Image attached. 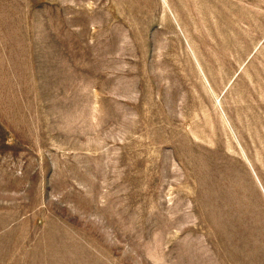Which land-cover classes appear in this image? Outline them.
Masks as SVG:
<instances>
[{
	"label": "rangeland",
	"instance_id": "rangeland-1",
	"mask_svg": "<svg viewBox=\"0 0 264 264\" xmlns=\"http://www.w3.org/2000/svg\"><path fill=\"white\" fill-rule=\"evenodd\" d=\"M0 264H264V0H0Z\"/></svg>",
	"mask_w": 264,
	"mask_h": 264
}]
</instances>
